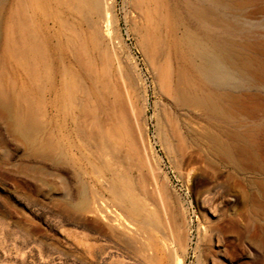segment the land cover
Wrapping results in <instances>:
<instances>
[{"label": "rangeland", "instance_id": "obj_1", "mask_svg": "<svg viewBox=\"0 0 264 264\" xmlns=\"http://www.w3.org/2000/svg\"><path fill=\"white\" fill-rule=\"evenodd\" d=\"M109 2V33L104 35L102 29V45L87 44L93 71L102 84L106 82L103 90L109 97L106 102L111 103H100L97 113L108 154L104 159L99 153L87 154L97 166L108 162L119 193L146 207L158 222L152 235L165 240L170 236L173 249L170 256L162 251V259L141 258L137 249L141 239L138 217L120 207L78 154H61L44 145L45 121L52 125L61 122L48 103L51 98L47 94L40 95L45 101L35 97L41 100L35 119L15 122L17 109L11 93L4 90L0 94V264H175V256L181 259L180 264H264V171L253 168L248 173H233L218 153L187 133L183 116L170 105L158 77L159 64L162 67L169 62V68L175 65L165 41L169 28H160V59L151 62L137 33L143 21L133 8L135 0ZM167 2L170 6V0ZM260 2L259 6L241 4L239 10L254 28L264 30V0ZM8 81L5 75L4 85ZM129 83L132 88H128ZM115 91L122 97L129 92L127 102L138 154L131 153L117 111L110 108ZM104 118L106 125L102 124ZM169 118L170 125L176 122L180 134L174 140L176 150L170 153L162 143V135L169 131ZM55 135V139H61L58 133ZM68 140L79 143L74 136ZM105 176L110 177L107 172ZM254 177H259L256 184ZM248 184L254 186H250V195L246 194ZM91 186L100 194V209L90 211L91 205L74 209L84 191L90 198ZM113 208L132 224L133 230L110 226ZM178 240L183 249L174 246Z\"/></svg>", "mask_w": 264, "mask_h": 264}, {"label": "bare ground", "instance_id": "obj_2", "mask_svg": "<svg viewBox=\"0 0 264 264\" xmlns=\"http://www.w3.org/2000/svg\"><path fill=\"white\" fill-rule=\"evenodd\" d=\"M109 1L0 0V94L4 90L11 93L17 109L15 122L33 121L40 109L36 106L45 101L40 95L51 98L48 103L55 108L61 122L52 125L45 121L42 134L46 148L66 155L78 154L91 167L97 182L107 186L120 207L130 216L138 217L141 239L137 249L141 258L162 259L164 250L170 256L173 249L170 236L166 240L154 237L152 231L158 229L157 220L134 198L119 193L108 162L97 166L89 157L99 153L104 159L108 151L97 117L99 104L109 103L103 90L106 82L102 84L93 71L87 44H101L103 30L104 35L109 33ZM248 2L256 6L260 0H177L174 4L170 0V6L167 0L133 2L143 21L137 28L140 44L151 62L160 59L158 53L163 44L160 28H169L165 41L175 65L169 68L166 58L167 65H158V77L170 105L183 116L187 133L200 144H206L212 153H218L225 166L238 174L253 168L264 171L261 166L264 160V30L254 28L253 23L244 19L247 15L242 14L239 6ZM5 75L9 80L7 85H4ZM128 88H132L131 83ZM113 94L110 108L115 107L117 111L116 118L131 153L138 154L127 95L122 97L116 91ZM104 119L102 124L106 125ZM170 123L169 131L162 135V143L169 153L176 150L174 140L180 135L176 122H173L175 126ZM56 133L61 136L60 140L55 139ZM70 136L78 138L79 143L68 140ZM115 150L118 151L116 147ZM250 184L246 186L248 195L252 193L250 186L254 185ZM90 191V198L84 191L74 209L82 210L89 205L90 211L100 209L99 192L92 186ZM112 213L113 218L108 219L111 227L133 230L132 224L119 212L114 209ZM129 240L126 238L128 243ZM180 243L175 241L174 246L183 249ZM175 257V264H180L181 259Z\"/></svg>", "mask_w": 264, "mask_h": 264}]
</instances>
